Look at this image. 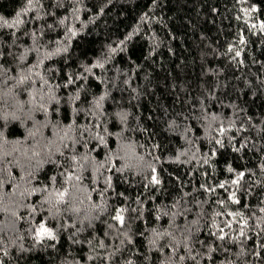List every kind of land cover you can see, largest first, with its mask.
<instances>
[{
  "label": "trees",
  "instance_id": "obj_1",
  "mask_svg": "<svg viewBox=\"0 0 264 264\" xmlns=\"http://www.w3.org/2000/svg\"><path fill=\"white\" fill-rule=\"evenodd\" d=\"M0 264H264V0H0Z\"/></svg>",
  "mask_w": 264,
  "mask_h": 264
},
{
  "label": "snow or ice",
  "instance_id": "obj_2",
  "mask_svg": "<svg viewBox=\"0 0 264 264\" xmlns=\"http://www.w3.org/2000/svg\"><path fill=\"white\" fill-rule=\"evenodd\" d=\"M5 23H7V22L5 21ZM9 26H11V25H9ZM21 83H23V80H21ZM65 135H67V133H65ZM100 139H101V141H103V137L102 136L100 137ZM72 159H73V163L75 164L76 163V158L73 157ZM229 170L231 171V169H229ZM61 175H64V174L61 173ZM240 176L242 177L243 176V173H241ZM73 178H75L76 180H79L80 179L79 176H74L73 174H69V175L66 176V180H72ZM52 180L55 181V177H52ZM238 182H239L238 180L232 181V183H238ZM221 187H223V185H221ZM44 190L47 191V189H44ZM67 194H68V192H67L66 189L63 190V191L57 190V195L59 197V201L58 202H63L64 197ZM234 197H235V194L233 193V197H232L233 198V202L239 203V201L235 200ZM45 202H47V201H45ZM32 211H33V213H35L36 212V209L33 208ZM122 211L123 210H121V212ZM115 219L118 222H120L121 224H123L124 218L120 214V212L117 213ZM33 227H34V230H35V235L39 239L54 238V233L51 231V229H49L46 226V222L44 220H41V222H39V223H35ZM228 227H231V224H228ZM219 231L221 233H223L224 230L221 228V229H219ZM240 234L243 235V232H241ZM218 238L221 239V240H223L224 239V236L223 235H220Z\"/></svg>",
  "mask_w": 264,
  "mask_h": 264
},
{
  "label": "rangeland",
  "instance_id": "obj_3",
  "mask_svg": "<svg viewBox=\"0 0 264 264\" xmlns=\"http://www.w3.org/2000/svg\"><path fill=\"white\" fill-rule=\"evenodd\" d=\"M10 214L12 215V218H11V217H9L8 219H9V220H12V219H13V215H14V214H12V213H10ZM11 228H15V227H14V226H12Z\"/></svg>",
  "mask_w": 264,
  "mask_h": 264
}]
</instances>
